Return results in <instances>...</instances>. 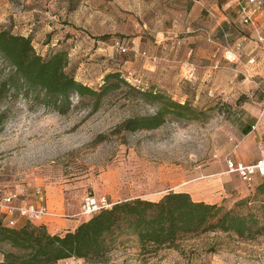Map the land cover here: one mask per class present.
Segmentation results:
<instances>
[{
    "label": "rangeland",
    "instance_id": "374dc122",
    "mask_svg": "<svg viewBox=\"0 0 264 264\" xmlns=\"http://www.w3.org/2000/svg\"><path fill=\"white\" fill-rule=\"evenodd\" d=\"M247 1L0 0V31L30 37L44 58L65 51L67 71L94 90L110 73L123 81L96 110L74 97L65 115L1 96L0 198L34 202L41 189L45 203L47 196L63 207L50 209L58 219L80 225L88 194L111 207L187 192L260 219L244 237L209 232L158 249L142 250L123 235L101 262L61 264H209L213 257L264 264V179L225 173L227 159L237 160L244 107L264 104V6L245 26L238 7ZM145 93L186 104L197 118L168 115L157 128L125 130V122L158 112Z\"/></svg>",
    "mask_w": 264,
    "mask_h": 264
},
{
    "label": "trees",
    "instance_id": "16d2710c",
    "mask_svg": "<svg viewBox=\"0 0 264 264\" xmlns=\"http://www.w3.org/2000/svg\"><path fill=\"white\" fill-rule=\"evenodd\" d=\"M68 64L65 51L44 58L36 53L30 37L0 31V97L19 96L65 115L73 107L72 98L89 99L96 110L101 100L123 82L119 74L110 73L94 90L78 82L67 71ZM144 96L160 104L158 112L125 122V130L157 128L168 115L197 118L196 111L186 104L166 100L162 95ZM260 191L264 194V187ZM259 222L258 218L227 211L221 205L196 201L187 192H169L157 202L141 198L118 202L64 235H52L44 225H33L23 218H17L11 227L0 217V264H61L70 258L101 262L119 236L135 237L142 250L158 249L209 232L244 237Z\"/></svg>",
    "mask_w": 264,
    "mask_h": 264
},
{
    "label": "built area",
    "instance_id": "2783aa9c",
    "mask_svg": "<svg viewBox=\"0 0 264 264\" xmlns=\"http://www.w3.org/2000/svg\"><path fill=\"white\" fill-rule=\"evenodd\" d=\"M263 6L262 0H248L246 3L240 4L238 7L240 22L245 26L252 25L254 15L260 12ZM259 40L264 42L261 37H259ZM245 41H247V38L239 40L230 54L234 55V51H240ZM226 166V174H236L247 183H251L257 178L264 179V154L251 164H243L227 159ZM109 206L105 198L97 199L94 195L88 194L83 199L79 215L88 220L95 213L109 208ZM58 216L46 205L45 196L41 189L36 191V200L34 202H28L25 199L15 200L13 196L0 198V217L11 227L15 226L17 218L26 219L31 223H40L49 217Z\"/></svg>",
    "mask_w": 264,
    "mask_h": 264
},
{
    "label": "crops",
    "instance_id": "0c3cea01",
    "mask_svg": "<svg viewBox=\"0 0 264 264\" xmlns=\"http://www.w3.org/2000/svg\"><path fill=\"white\" fill-rule=\"evenodd\" d=\"M261 12V11H260ZM254 15L253 19L260 13ZM239 18V16H238ZM263 38L261 35L259 36ZM264 39V38H263ZM252 59L250 62H253ZM242 115L243 125L240 132L243 135L236 149V159L234 160L243 164H251L257 161L264 154V104L250 105L244 107ZM237 114V117H241ZM231 159V158H230ZM233 160V159H232ZM46 204L49 209L61 212L62 206L59 202L50 205L46 196ZM58 214V213H57ZM61 215V214H60ZM52 235H64L67 232H73L79 224L77 221L64 223L63 219L57 217H49L42 223ZM209 264H234L231 260H222L213 257Z\"/></svg>",
    "mask_w": 264,
    "mask_h": 264
}]
</instances>
